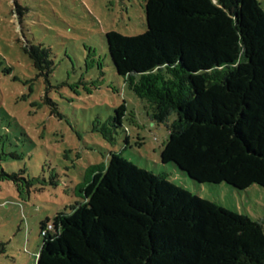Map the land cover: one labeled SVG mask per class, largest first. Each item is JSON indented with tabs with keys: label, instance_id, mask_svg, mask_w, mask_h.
Instances as JSON below:
<instances>
[{
	"label": "trees",
	"instance_id": "trees-1",
	"mask_svg": "<svg viewBox=\"0 0 264 264\" xmlns=\"http://www.w3.org/2000/svg\"><path fill=\"white\" fill-rule=\"evenodd\" d=\"M147 30L105 35L117 74L158 122L161 152L198 183L264 188V11L258 0H146ZM50 74L42 46L25 48ZM10 74V69L3 70ZM18 81L17 77H13ZM125 103L111 118L122 126ZM0 178L39 181L24 170ZM84 199L41 225L37 264H264V228L113 153Z\"/></svg>",
	"mask_w": 264,
	"mask_h": 264
},
{
	"label": "rangeland",
	"instance_id": "rangeland-1",
	"mask_svg": "<svg viewBox=\"0 0 264 264\" xmlns=\"http://www.w3.org/2000/svg\"><path fill=\"white\" fill-rule=\"evenodd\" d=\"M264 11V0H258ZM146 0H0V152L7 173L24 170L31 186L0 178V264H37L41 225L83 202L90 168L113 153L264 228V188L198 183L161 152L173 115L153 118L117 74L106 33L147 30ZM49 51L38 70L25 48ZM10 69V74L3 70ZM19 80L14 81L13 77ZM125 103L121 127L111 118Z\"/></svg>",
	"mask_w": 264,
	"mask_h": 264
}]
</instances>
